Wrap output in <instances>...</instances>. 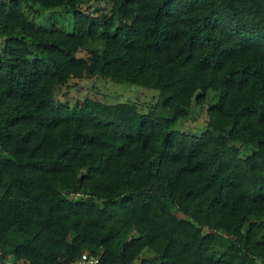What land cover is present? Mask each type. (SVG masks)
<instances>
[{
  "label": "trees",
  "instance_id": "16d2710c",
  "mask_svg": "<svg viewBox=\"0 0 264 264\" xmlns=\"http://www.w3.org/2000/svg\"><path fill=\"white\" fill-rule=\"evenodd\" d=\"M109 1L0 0V263L264 264V0ZM93 76L156 102L53 99Z\"/></svg>",
  "mask_w": 264,
  "mask_h": 264
},
{
  "label": "rangeland",
  "instance_id": "374dc122",
  "mask_svg": "<svg viewBox=\"0 0 264 264\" xmlns=\"http://www.w3.org/2000/svg\"><path fill=\"white\" fill-rule=\"evenodd\" d=\"M110 6L109 0H82L78 8L84 12L92 11L94 15L99 12H107ZM36 9V7H33ZM25 9H27L25 7ZM95 9H97L95 11ZM27 15L36 25L45 27L54 25L65 31L71 28V10L64 8L39 9L37 11L27 10ZM2 39L0 38V48ZM77 56H84L83 50H79ZM68 86H59L53 89V99L58 103L74 105L76 102L89 98L106 104L119 102H129L135 105L138 113H147L155 104L157 91L154 89L143 88L128 83H116L101 76L69 80ZM206 106H198L194 103L189 108V115L186 119L177 120L172 126L173 129L188 134H199L206 126L207 115ZM250 148L241 149L240 156L249 153ZM150 254L142 252L141 258H149ZM139 259L135 263L139 262ZM2 264V263H0ZM17 264H25L18 262ZM146 264H152L150 261Z\"/></svg>",
  "mask_w": 264,
  "mask_h": 264
},
{
  "label": "built area",
  "instance_id": "2783aa9c",
  "mask_svg": "<svg viewBox=\"0 0 264 264\" xmlns=\"http://www.w3.org/2000/svg\"><path fill=\"white\" fill-rule=\"evenodd\" d=\"M97 260V256H92L86 252H82L73 264H95Z\"/></svg>",
  "mask_w": 264,
  "mask_h": 264
}]
</instances>
